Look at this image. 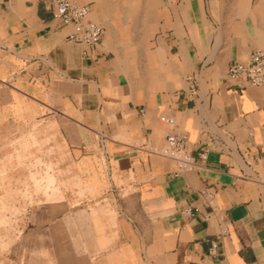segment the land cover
Wrapping results in <instances>:
<instances>
[{
	"label": "crops",
	"instance_id": "0c3cea01",
	"mask_svg": "<svg viewBox=\"0 0 264 264\" xmlns=\"http://www.w3.org/2000/svg\"><path fill=\"white\" fill-rule=\"evenodd\" d=\"M72 1L98 44L0 0V264H264V85L227 75L264 50V0ZM207 133L227 147L201 159Z\"/></svg>",
	"mask_w": 264,
	"mask_h": 264
},
{
	"label": "built area",
	"instance_id": "2783aa9c",
	"mask_svg": "<svg viewBox=\"0 0 264 264\" xmlns=\"http://www.w3.org/2000/svg\"><path fill=\"white\" fill-rule=\"evenodd\" d=\"M50 2L54 9V18L62 25L72 26V31L67 35L68 41L85 46H93L99 43L104 29L88 18L89 5H80L72 0H50ZM227 75L240 87L264 85V50L261 48L254 49L247 60L229 63ZM161 120L171 125L174 122L172 117L166 116H162ZM199 143L201 149L197 156L201 159H206L210 150L223 151L227 147L226 142L219 139L214 133H207L204 138L200 139ZM191 146L192 141L186 133L170 132L166 136L165 144L159 153L174 159L178 171L191 170L196 164Z\"/></svg>",
	"mask_w": 264,
	"mask_h": 264
},
{
	"label": "rangeland",
	"instance_id": "374dc122",
	"mask_svg": "<svg viewBox=\"0 0 264 264\" xmlns=\"http://www.w3.org/2000/svg\"><path fill=\"white\" fill-rule=\"evenodd\" d=\"M31 136H32V135H31ZM19 141H20V140H19ZM46 141H47V140H46ZM24 142H25L24 146H25L26 149H28V148H30V147L32 146L31 144L28 145L26 141H24ZM35 143H37V141H35ZM42 143H44V142H42ZM30 145H31V146H30ZM29 146H30V147H29ZM30 153H31V152H30ZM32 179L35 181V184H38V180H36V178H32ZM42 180L44 181V179H41V181H42ZM52 181H53V179H52ZM45 183H46V182H45ZM45 183H44V184H45Z\"/></svg>",
	"mask_w": 264,
	"mask_h": 264
}]
</instances>
